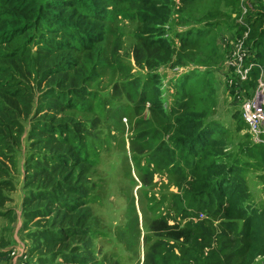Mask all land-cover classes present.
<instances>
[{
  "label": "trees",
  "instance_id": "trees-1",
  "mask_svg": "<svg viewBox=\"0 0 264 264\" xmlns=\"http://www.w3.org/2000/svg\"><path fill=\"white\" fill-rule=\"evenodd\" d=\"M220 3L217 14L235 15L234 23L215 14ZM118 16L137 23L141 69L122 78L123 97L132 113L146 112L128 143L141 185L151 192L135 197L130 190L126 227L112 225V238L120 237L131 252L140 232L155 238L145 264H264V207L252 205L244 177L264 165V144L247 134L240 105L264 74V0H0V156L10 164L22 157L29 178L21 215L24 225L38 218L33 224L39 227L20 224L28 264H102L84 249L97 227L90 194L79 184L89 182L82 141L96 136L81 130L73 111L84 110L85 84L102 61L105 23ZM235 40H243L244 65L253 64L243 81L231 67L224 70ZM118 48L111 53L116 62ZM189 61L202 65L187 69ZM160 66L185 68L169 79L171 91ZM219 95L224 102L231 97L227 121L233 127L211 116ZM154 170L175 175L177 191L168 203L183 224H169V213L148 218L166 200L152 191L151 174L162 175ZM1 172L9 173L2 161ZM141 215L146 225L139 224Z\"/></svg>",
  "mask_w": 264,
  "mask_h": 264
},
{
  "label": "rangeland",
  "instance_id": "rangeland-1",
  "mask_svg": "<svg viewBox=\"0 0 264 264\" xmlns=\"http://www.w3.org/2000/svg\"><path fill=\"white\" fill-rule=\"evenodd\" d=\"M216 4V1H213ZM223 5L220 3L214 12L217 14L218 11L223 12ZM231 6H226V9H230ZM225 9V10H226ZM220 19L225 21L235 22V15L233 14L228 17V15L217 14ZM225 30L230 28L226 23L220 24ZM106 26V41L102 45V51L100 55L102 56L103 63L96 67V74L91 81L85 84L86 88L89 90L90 94L86 95L84 99V110L73 111L74 116L77 120H81V130H88L90 133L94 134L96 137L89 143V139L84 137L82 141L83 147L86 149V169H84V177L89 180L86 183V179L79 182L89 195L88 200L91 201V222L96 223L97 230L93 229L90 232V237L93 236L94 239L89 241L87 245H84V249L87 252H93L98 258L99 262L102 264H110V262L118 261V264H145V258L149 253L150 246L155 242V238H150L146 236L143 237V233H139L137 241H135V246L131 252L128 249L127 244L120 238H112V233L115 232L116 228L111 230L112 225H122L123 228L127 224V214L130 201V190L134 196L143 193L144 191H150L149 186L143 187L141 185V179L137 176L133 162L130 159L129 153V143L128 140L132 135L134 137L135 132H137L135 127H140L143 124L146 112H142L140 115L132 113L131 104L123 97V79L129 74H136V71L141 69L137 62L135 63L138 55L141 54L140 49H135L138 44L135 37V32L137 31V23L135 21L121 19L117 17L112 22L105 23ZM224 34L228 32L224 31ZM228 38V36H227ZM238 40L232 41L230 55L225 61L224 70L230 67L228 61L231 56V52L234 46H238ZM119 48H118V44ZM135 42V43H134ZM137 42V44H136ZM134 43V44H133ZM136 44V45H135ZM118 48L120 57H117L116 61H113L111 53ZM245 49V48H244ZM145 54H147L145 52ZM106 56V59L103 58ZM185 68H193V65L202 64L194 63L189 61L185 64ZM85 68V67H84ZM183 69H170L168 66H160L157 71L163 73L164 87L169 88V79L176 76L180 70ZM143 69V68H142ZM145 69V67H144ZM176 69V71H175ZM72 76V75H71ZM218 82H223V76L218 75ZM37 95H41L37 91ZM220 90L218 94L223 93ZM226 102L222 96H217L216 105L211 110V116L213 118H220L224 125L233 127V124L227 121V113L230 108L229 101L231 97H226ZM244 102V100H243ZM243 102L240 105L242 106ZM225 104L226 108H225ZM147 106V104H146ZM149 107V106H148ZM147 107V108H148ZM238 108V106H234ZM17 112V111H16ZM16 112L12 116H16ZM98 116V120H94ZM150 117V116H148ZM94 120V121H92ZM160 119L154 120L153 124H159ZM94 122V125H90ZM89 123V125H88ZM248 132V130H246ZM109 133V135H106ZM244 133V131H243ZM249 134V132L247 133ZM104 135V139L98 142L100 136ZM250 135V134H249ZM251 138V135H250ZM230 146V144H229ZM0 161L7 164L9 168L8 175L4 172L0 173V256L7 257L3 262L13 264V262L18 258L21 250H25V245H17L18 241L22 240L20 224L32 230L38 226L33 223L38 220L34 218L27 225H24V218L21 210V200L25 195V190H23V183L29 181L25 171L21 168L22 157H15L12 164L9 160L6 162L0 156ZM143 163V162H142ZM24 171V172H23ZM161 173L158 170H154ZM163 171V170H162ZM171 173V174H170ZM151 174V180L156 181L155 187H152V191L158 197L164 196L166 200L159 203L157 212L148 213V218H153L158 216L159 213L165 214L169 213L167 219L169 224H174L176 220H179V224L184 223V219H181L179 213L176 212L170 206L169 200H171L172 194L176 190V177L172 172ZM130 176H133V187H131ZM245 183L249 191L250 201L255 207H264V165L253 172H246L244 174ZM153 182V183H154ZM91 188V193L88 189ZM161 193V194H159ZM171 197H170V195ZM103 198L102 200L99 199ZM168 197V198H166ZM95 198V199H94ZM94 200V201H93ZM145 204V199L143 201ZM51 215V214H50ZM204 213L198 215L199 218L204 217ZM46 217V216H45ZM53 216L47 217V220L58 224L55 222ZM141 215L139 217V224L141 221L148 223L147 218H143ZM154 217V218H155ZM142 218V220H141ZM96 219V220H95ZM99 222H98V221ZM46 224L41 220V226ZM14 227L13 231H9V227ZM53 226V225H52ZM104 230H107L108 235H104ZM111 233V236H110ZM81 241H78V244ZM172 244V242L170 243ZM136 250L139 260L136 261L134 255V250ZM43 250H48L44 248ZM26 251V250H25ZM13 254V262L12 256ZM82 255V257L88 256ZM48 255V254H47ZM56 261H61L57 259ZM2 264V263H0Z\"/></svg>",
  "mask_w": 264,
  "mask_h": 264
},
{
  "label": "built area",
  "instance_id": "built-area-1",
  "mask_svg": "<svg viewBox=\"0 0 264 264\" xmlns=\"http://www.w3.org/2000/svg\"><path fill=\"white\" fill-rule=\"evenodd\" d=\"M238 46H234L228 64L233 69L234 73L240 80H245L248 76L252 63L244 65V59L246 57V51L243 47V40H238ZM242 116L247 124V129L251 135V139L256 144H264V74L260 71V75L257 79V85L254 90L253 96L244 100L242 106ZM26 250V248H25ZM25 250H21L18 258L13 264H28V253Z\"/></svg>",
  "mask_w": 264,
  "mask_h": 264
},
{
  "label": "crops",
  "instance_id": "crops-1",
  "mask_svg": "<svg viewBox=\"0 0 264 264\" xmlns=\"http://www.w3.org/2000/svg\"><path fill=\"white\" fill-rule=\"evenodd\" d=\"M17 245H25V246H27V245L25 244V242H23L22 240L18 241V244H17Z\"/></svg>",
  "mask_w": 264,
  "mask_h": 264
},
{
  "label": "clouds",
  "instance_id": "clouds-1",
  "mask_svg": "<svg viewBox=\"0 0 264 264\" xmlns=\"http://www.w3.org/2000/svg\"><path fill=\"white\" fill-rule=\"evenodd\" d=\"M243 102V101H242Z\"/></svg>",
  "mask_w": 264,
  "mask_h": 264
}]
</instances>
